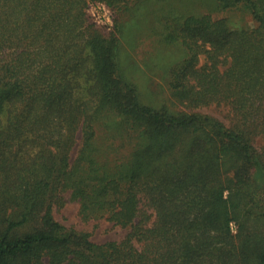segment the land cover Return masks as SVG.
Segmentation results:
<instances>
[{
	"label": "trees",
	"instance_id": "16d2710c",
	"mask_svg": "<svg viewBox=\"0 0 264 264\" xmlns=\"http://www.w3.org/2000/svg\"><path fill=\"white\" fill-rule=\"evenodd\" d=\"M99 3L106 35L88 16ZM234 8L255 27L216 16ZM144 37L166 102L136 79ZM256 139L264 0H0V264H264ZM68 201L127 234L96 244L65 227Z\"/></svg>",
	"mask_w": 264,
	"mask_h": 264
},
{
	"label": "rangeland",
	"instance_id": "374dc122",
	"mask_svg": "<svg viewBox=\"0 0 264 264\" xmlns=\"http://www.w3.org/2000/svg\"><path fill=\"white\" fill-rule=\"evenodd\" d=\"M199 5V4H197ZM202 8L204 12H209L211 10L207 1L202 3ZM215 14V13H214ZM88 16L90 21L98 28L104 35L109 33L114 25V13L113 11L102 4L91 5L88 8ZM217 17H227L235 29L247 28L252 29L255 27V22L252 20L251 15L240 9L234 8L219 14H216ZM143 40L139 44V46L131 52V57L135 62L137 68L140 67L143 74H136V79L145 80L146 91L145 94L147 99H154L158 103L166 102L168 98V94L164 90L165 78L161 71L156 67H153L154 64H151L152 68L151 71L146 70L145 61L148 58L149 52H152L153 49L151 47V43L145 37L142 38ZM125 50L128 49L126 43H124ZM168 50V49H167ZM181 50L180 49H169L168 52L161 51L160 58H157L158 63H161L162 57L171 58L178 60L181 57ZM163 62V61H162ZM162 64V63H161ZM177 109V108H175ZM181 109V108H179ZM204 113L210 114L220 120H223L225 111L208 108L202 110ZM256 147L264 146L263 139H256L255 141ZM55 218L58 222L64 225L67 228H73L77 231H84L90 234L91 240L96 244H105L107 242L112 241H121L128 232V229L121 228L119 226L113 225L105 220H89L83 221L81 215L79 213V204L74 201H68L63 208L59 209L55 212Z\"/></svg>",
	"mask_w": 264,
	"mask_h": 264
}]
</instances>
